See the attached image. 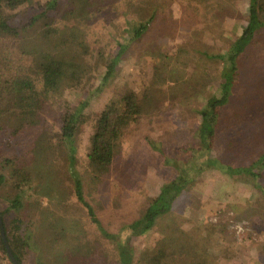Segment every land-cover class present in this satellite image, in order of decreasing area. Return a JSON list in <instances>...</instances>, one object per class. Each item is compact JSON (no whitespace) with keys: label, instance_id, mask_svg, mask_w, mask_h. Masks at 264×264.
Masks as SVG:
<instances>
[{"label":"rangeland","instance_id":"obj_1","mask_svg":"<svg viewBox=\"0 0 264 264\" xmlns=\"http://www.w3.org/2000/svg\"><path fill=\"white\" fill-rule=\"evenodd\" d=\"M48 1L34 0L20 7L9 23L24 25L28 18L45 9ZM81 1L59 0L55 21H39L24 27L18 37L0 31V134L5 133L7 140L20 122L21 107L19 102L10 101L6 80L26 72L36 78L32 65L35 55L41 52L61 54L65 61L75 64L68 66L74 74L62 82L58 93L51 94L48 104L55 102L53 107H46L36 116V127H25L20 134L32 140L44 127L52 133L49 134L52 150L37 158V154L31 153L28 158L24 157L25 147L16 144L15 139L19 140L16 136L11 144L6 141L1 145L6 152L4 160L15 158L14 162L21 164L31 163L33 159L43 165L40 168L43 172L33 180L17 175L10 179L9 170L14 165L5 167V161L0 159V174L5 176L0 183V211L4 212L8 225L16 214L10 209V201L17 193L22 194L24 201L19 216L23 227L19 232L31 242L24 264H40L38 246L52 259L78 242L88 243L92 254L83 258L77 253L71 264H87L89 260H92L90 264H116L113 242L101 237L77 200L74 177L57 145L62 126L60 103L79 104L95 93L114 55L121 45H128L111 79L87 108L89 119L81 128L76 165L87 201L95 208L102 225L109 232L117 233L123 224L141 217L162 185L179 174L175 165L166 163V158L178 163L193 157L198 163L205 159L196 149L199 141L196 132L201 122L197 110L215 92L222 78L223 64L213 56L230 48L248 18V0H85L89 11L86 19L77 16L83 5ZM197 17L202 19L200 24ZM132 24L146 26L144 34L133 41ZM48 27L58 32L46 34L44 28ZM72 39L76 40L75 44ZM240 72L223 121V126L231 129L237 123L238 137L264 123V29L242 57ZM36 84L41 90L39 79ZM131 92L144 94L143 114L125 130L110 170L105 174L94 173L87 158L93 124L111 102L119 103ZM222 138L212 151L216 157L224 156L226 151ZM240 160L232 159V163ZM245 161L248 163L250 159ZM252 180L248 175L231 180L217 169L201 172L175 200L171 212L133 240L138 254L135 264H146V256L140 254L156 247L165 235L176 229L175 225L178 233L191 232L194 239L202 233L197 226L204 228L209 238L203 245L205 264H264V199ZM19 181L23 183L21 191L16 188ZM48 185H52V192L58 193L63 206L49 200ZM58 216L77 232L62 231L60 225L53 227L51 224H56ZM151 262L162 264L160 260ZM0 264H13L1 250Z\"/></svg>","mask_w":264,"mask_h":264},{"label":"trees","instance_id":"obj_2","mask_svg":"<svg viewBox=\"0 0 264 264\" xmlns=\"http://www.w3.org/2000/svg\"><path fill=\"white\" fill-rule=\"evenodd\" d=\"M33 1L0 0V31L2 34L18 37L21 35L24 27L37 24L39 21H46V23L50 21L49 23H51L56 20L55 15L60 8L59 0H49L46 3V8L28 18L24 25L9 23L13 19L12 15L17 9L33 3ZM189 1L195 2L197 0ZM82 2L83 5H80L81 9L79 8L80 12L77 13V16L86 19L87 15L89 16L88 3H85V0H82ZM3 13L5 14L3 15ZM68 17L69 15L66 16V19ZM197 20V23L200 24L202 19L197 17ZM131 26L132 41L140 38L146 31L144 24L137 26H133L132 24ZM44 29L46 34H56L58 32L57 29L51 27ZM262 29H264V0H248L247 25L244 27L242 33L234 39L226 52L213 56V58L218 59L223 64L222 78L215 92L209 95L206 98L205 104L197 110L201 122L196 132V137L199 140L196 149L205 156V159L203 162L198 163L197 158L193 157L186 162L181 161L178 163L177 160L172 159V162H170L171 159L169 157L166 158V163L175 165V168L179 170V174L173 180L162 185L159 194L151 201L141 217L133 220L131 223L123 224L117 233L109 232L102 225L95 208L87 201L84 194L83 180L78 173L76 165L78 162L77 152L81 128L89 119V115L86 112L87 108L91 100L97 95V92L111 79L116 71L118 62L128 49V45H121L114 55L103 77L102 84L95 93H92L79 104H71L67 101L60 103L62 126L60 133L57 134V145L68 162V170L74 177V192L77 200L86 209L91 223L96 226L101 237L106 242H113L112 246L115 252L116 264H135L138 254L133 240L152 229L160 217L170 213L175 200L184 190L188 189L189 184L195 182L196 177L201 172L217 169L226 178L231 180L248 175L253 179L254 188L259 191L264 199V123L261 126L257 125L252 131H247L245 135H241L240 137H238L239 127L237 128V123L233 124L232 129L223 126L224 118H226V116L224 117V111L232 103L236 86L240 80L242 57L251 48L257 34ZM75 39L78 40V38ZM75 39L70 41L75 44ZM75 47L77 46L75 45ZM62 56L61 54H58V56L54 55L51 51L41 52L35 55V61L32 65L36 78L31 77L26 72L21 75L14 74L6 80L7 87L10 89V101L19 102L21 107L19 113L20 122L18 126L11 130L8 140L5 133L0 134V159H3V162L5 161L3 164L5 167L14 165L13 170H9L11 174L9 176L10 179L14 175H17V177L22 176L24 180H33L35 176L38 177V175H41L40 172H43L40 171L43 165L38 160L34 161L32 158L31 163L23 161L21 164L14 162L15 158H6L4 160L6 152L1 148V145H4L6 141L8 145L11 144V140L16 136L19 138V140L15 139L16 144L21 148L25 147V150H23L24 157L28 158V155L31 153L33 156L37 154V158L42 153L52 150V138L49 137V134L52 135V133L46 131L44 127L39 132H36L37 134H35V138L32 140H28L24 135L20 134L25 127H36V118L40 116L41 111L45 110L48 106L49 108L53 107L52 105L55 104V102L49 103L50 105L48 104L51 101V96L58 93L62 82L74 74V72L68 69V66L74 67L75 64L73 65L68 60L65 61ZM37 79L42 84L41 90L37 87ZM143 97L144 94L140 95L136 92L125 94L119 103L117 101L111 102L97 117L87 143V158L89 164L95 170L94 173L105 174L110 170L114 157L120 149L125 130L132 123L138 122L143 114ZM237 116L239 117V115ZM237 116L235 115V117ZM235 121L237 122V120ZM222 129L226 130L224 131L223 138L221 136ZM219 138H222V144L226 149L222 157H216L212 153ZM238 158L241 160L233 164L232 159ZM246 159H250V162L247 163ZM4 180V174H0V183ZM47 187L50 188L47 191L49 200H54L58 205L63 206L64 203L58 193L52 192V185H48ZM16 188L21 191L23 183L19 181L16 184ZM10 202V209L13 208L16 214L9 225L4 219V212L0 211V214L13 254L20 264H24L26 251L31 242L28 237L26 238L22 232H19L23 227L21 217H19L24 208L22 194L17 193ZM54 223L56 224L51 225H60L62 231H67L71 234L77 232L74 226L70 225L71 221H67L70 225L69 227L65 225L63 217L58 216ZM175 228L173 232L165 235L156 247L149 248V250L140 254L141 257L146 256V264L147 262L153 264L152 260H160L162 264H205L203 263V245L207 243L209 238L206 237L204 228L197 226L202 233L198 232L201 234L200 238L195 239L191 232L181 230L178 233V225H175ZM78 235L81 240L83 234L80 233ZM101 237L100 240L102 239ZM35 246L37 247L38 245L35 244ZM72 246L74 248L69 249V251L59 252L52 259H48L49 256L44 255L38 246L37 248L41 251L39 253L40 264H71L72 262L70 261H74L77 253L82 255L81 257L83 258H88L92 254V247L88 243L78 242V244H73ZM0 250L7 254L1 234ZM91 262L92 260H89L87 264ZM210 264H213V262Z\"/></svg>","mask_w":264,"mask_h":264},{"label":"water","instance_id":"obj_3","mask_svg":"<svg viewBox=\"0 0 264 264\" xmlns=\"http://www.w3.org/2000/svg\"><path fill=\"white\" fill-rule=\"evenodd\" d=\"M0 234L2 236V239H3L4 245H5L7 254H8L11 262L13 264H20L18 262V260L16 259L15 255L13 254V251H12L11 246L9 244V241H8V238H7V235H6V231H5V228H4V223H3V219H2L1 214H0Z\"/></svg>","mask_w":264,"mask_h":264}]
</instances>
